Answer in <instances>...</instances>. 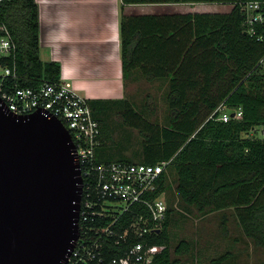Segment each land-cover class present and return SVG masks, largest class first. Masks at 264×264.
Listing matches in <instances>:
<instances>
[{"label":"trees","instance_id":"16d2710c","mask_svg":"<svg viewBox=\"0 0 264 264\" xmlns=\"http://www.w3.org/2000/svg\"><path fill=\"white\" fill-rule=\"evenodd\" d=\"M251 1L260 0H122V11L125 6L139 4L232 6L229 12L121 14L125 86L139 76L152 84L168 85L164 126L149 121L127 99L88 101L101 124L99 163L112 162L102 160L99 153L114 143L105 120L112 107L119 108L121 124L137 130L142 139V152L134 154L143 158L140 164L171 161L154 194L166 196L167 216L160 232L147 238L150 246L158 248L156 264H179L173 256L170 233L177 223L175 205L202 215L224 212V231L233 217L251 243L264 248V65L260 63L264 40L249 33L244 25L242 7ZM39 15L36 0H10L0 5V23L6 25L17 44L12 56L0 59V66L16 70L17 78L9 82L21 88L58 82L62 76L58 62L42 60ZM220 107L230 115L241 109L242 118L224 122ZM259 128L262 136L257 133ZM88 185L95 195L93 178L85 179L84 190ZM170 193L171 199L167 198ZM126 219L132 221L133 217L123 221ZM115 229L122 232L123 223ZM114 243L108 241L114 256L123 255L130 246ZM193 249L188 241L181 240L175 254L188 255ZM232 255L227 252L208 264H227Z\"/></svg>","mask_w":264,"mask_h":264},{"label":"built area","instance_id":"2783aa9c","mask_svg":"<svg viewBox=\"0 0 264 264\" xmlns=\"http://www.w3.org/2000/svg\"><path fill=\"white\" fill-rule=\"evenodd\" d=\"M10 0H0V5ZM244 25L249 33L264 40V0L243 5ZM17 49L6 25L0 23V59L12 56ZM264 65V57L261 62ZM15 69L0 66V105L19 117L40 112L48 119L63 122L72 135L76 155L84 179L80 211V238L71 250L66 264H156L157 247L147 242L166 219L168 203L165 195L154 197L161 176L171 161L156 165L127 162H98L101 124L94 116L88 100L72 84L60 80L44 81L34 88H21ZM224 122L242 118V110L234 116L223 107L218 109ZM95 181L85 189V179ZM85 197L83 199V196ZM133 217L132 221L123 218ZM110 220V221H109ZM109 223L103 225L104 222ZM122 222L124 229L115 226ZM96 223L97 225H89ZM116 246L129 243L121 256H114L108 241Z\"/></svg>","mask_w":264,"mask_h":264},{"label":"water","instance_id":"95a60500","mask_svg":"<svg viewBox=\"0 0 264 264\" xmlns=\"http://www.w3.org/2000/svg\"><path fill=\"white\" fill-rule=\"evenodd\" d=\"M83 186L61 120L0 105V264H66L80 238Z\"/></svg>","mask_w":264,"mask_h":264},{"label":"crops","instance_id":"0c3cea01","mask_svg":"<svg viewBox=\"0 0 264 264\" xmlns=\"http://www.w3.org/2000/svg\"><path fill=\"white\" fill-rule=\"evenodd\" d=\"M36 1L40 14L41 48L45 47L48 50L49 57L48 60L43 58L42 60L58 62L62 67L61 79L72 84L88 101L126 99L127 89L123 75L120 35L123 12L126 15L135 16L198 12L158 10L163 5L171 4L128 5L122 11V0ZM141 5H147L150 8L141 10L138 7ZM135 78L129 81L143 79L141 76ZM161 85L168 89L167 84L161 83ZM223 213L202 215L194 209L189 211L190 217L194 214L197 215L195 218L202 223L206 221L214 225L208 232L206 231L208 228H197L192 237L195 244L193 248L203 251L200 257V260H203L202 263L208 264L214 256L220 254L219 251L224 250L225 253L234 250L229 259L234 258L235 264L263 262L264 248L255 247L233 217L228 223L227 231H224L221 225ZM188 242L191 243V241ZM242 250L245 253H240ZM243 256H246L245 260Z\"/></svg>","mask_w":264,"mask_h":264},{"label":"rangeland","instance_id":"374dc122","mask_svg":"<svg viewBox=\"0 0 264 264\" xmlns=\"http://www.w3.org/2000/svg\"><path fill=\"white\" fill-rule=\"evenodd\" d=\"M138 7L141 10H147L150 8L147 7V5H141ZM231 8L232 6L230 5H222L217 3H197L163 5L162 8L158 10H179V12H186L188 10L198 12H226L230 11ZM41 55L43 60H48V50H46L45 47L41 48ZM126 89V99L130 101L135 109L141 112L145 118L162 126L167 123L168 107L164 98L165 92H167V87H164L161 85V83L150 84L146 80H141L140 78L138 81H129L128 87ZM118 111L119 108H109L105 117L106 123L111 127L110 134L114 139V143L111 144V147L108 149L102 147L99 150L100 158H102V160L112 162L120 160H132L133 162L138 163L142 162V157L134 156L136 152H142V139L139 136L137 130L130 129L121 124L117 117ZM257 133L259 136H262L261 128L258 129ZM167 198H173V194L170 193ZM172 201L175 202L174 199ZM174 207L177 210L175 215L177 218V223H175V226H172L170 232L172 236V250L174 258L179 259V264H203V260H200L203 251L194 247L195 249H193L190 254L177 256L175 254V248L181 240L191 241L190 244L194 246L195 244H193L194 242L192 241V237L194 236L196 229L205 227L208 228L206 230L208 232L211 231V228L214 225H210L211 223L206 221L202 223L200 220L195 218L197 215L193 214V216L190 217L189 211L184 210L179 206L177 208L176 205ZM219 252L220 254L214 256L213 258L218 257L223 253L225 254V250ZM228 252L233 253L234 250H229ZM240 253L243 254L245 251L242 250ZM263 257L264 256H262V259H264ZM245 259L246 256H243V260ZM227 264H235L234 258L228 261Z\"/></svg>","mask_w":264,"mask_h":264}]
</instances>
